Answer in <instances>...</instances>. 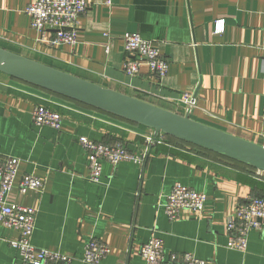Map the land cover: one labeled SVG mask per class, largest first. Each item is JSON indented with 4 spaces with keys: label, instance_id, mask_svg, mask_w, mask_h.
Returning <instances> with one entry per match:
<instances>
[{
    "label": "crops",
    "instance_id": "obj_1",
    "mask_svg": "<svg viewBox=\"0 0 264 264\" xmlns=\"http://www.w3.org/2000/svg\"><path fill=\"white\" fill-rule=\"evenodd\" d=\"M35 1L0 0V47L171 111L191 110L199 122L264 145V0H87L76 45H52L53 32L42 40L25 12ZM128 32L161 50L166 77L160 80L147 64L137 75L124 72ZM184 92L196 93V107L181 102ZM39 104L61 112L60 130L34 124ZM151 134L0 72V157L21 160L18 180L34 174L44 182L40 191L15 186L8 196L38 209L36 246L87 264L84 248L95 237L111 248L101 264H145L141 248L156 230L167 257L192 253L209 264H264V228L252 230L248 251L240 252L227 247L226 226L249 196H264V171L166 137L156 142L155 134L148 142ZM82 136L138 154L147 150L146 161L104 162L102 181L91 182ZM177 181L207 194L203 214L167 217L164 203ZM17 238V230L0 228V264H20L9 244Z\"/></svg>",
    "mask_w": 264,
    "mask_h": 264
},
{
    "label": "built area",
    "instance_id": "obj_2",
    "mask_svg": "<svg viewBox=\"0 0 264 264\" xmlns=\"http://www.w3.org/2000/svg\"><path fill=\"white\" fill-rule=\"evenodd\" d=\"M110 2L111 0H107L108 4ZM88 6L87 0H37L28 4L25 12L30 17L31 28L41 33L42 40H47V32H53V37L47 40L52 45H76L79 41L80 17ZM216 25V31L222 32L224 20H218ZM123 40L128 54L123 68L127 75L139 74L141 66L147 64L151 73L160 80L167 76L169 62L151 41L136 32L126 33ZM181 102L189 108L196 107L198 104L196 93L184 92ZM32 114L33 122L37 126H50L56 130L62 127L61 112L51 106L39 104ZM151 133L147 138L148 142L155 140L152 130ZM164 138L165 135H160L156 137V142H163ZM79 141L89 159L88 178L94 183L102 181L104 162L114 166L123 161L143 165L148 153L145 150L142 154H138L130 151L122 143L112 145L87 136H82ZM20 161L15 156L0 157V228L17 230L18 238L10 240L9 244L18 251L20 264H72L73 256L59 250L39 247L33 243L38 216L36 207L8 201V196L15 186L23 193L27 190L40 191L44 185L42 178L34 174L18 180ZM207 199V194L177 181L164 203V212L170 220H176L183 210H191L201 215L205 210ZM226 226L227 247L247 252L251 231L264 228V196H249L247 201L238 205L234 214L227 218ZM110 252L111 248L108 244L93 237L84 248L82 261L87 264H101ZM140 254L145 264H209L207 260L192 253H184L181 256L170 253L167 257L164 239L156 230H153L149 240L143 244Z\"/></svg>",
    "mask_w": 264,
    "mask_h": 264
},
{
    "label": "water",
    "instance_id": "obj_3",
    "mask_svg": "<svg viewBox=\"0 0 264 264\" xmlns=\"http://www.w3.org/2000/svg\"><path fill=\"white\" fill-rule=\"evenodd\" d=\"M0 72L264 171V145L0 47Z\"/></svg>",
    "mask_w": 264,
    "mask_h": 264
},
{
    "label": "trees",
    "instance_id": "obj_4",
    "mask_svg": "<svg viewBox=\"0 0 264 264\" xmlns=\"http://www.w3.org/2000/svg\"><path fill=\"white\" fill-rule=\"evenodd\" d=\"M51 93H52V92H51ZM56 95H57V94H56ZM58 96H60V95H58ZM61 97H63V96H61ZM63 98H66V97H63ZM66 99H69V98H66ZM69 100H72V99H69ZM72 101H75V100H72ZM75 102H78V101H75ZM78 103L83 104V103H81V102H78ZM84 105H86V104H84ZM87 106H88V105H87ZM165 137H166L167 139L171 140L172 142H173V141H176V142H179V143H182V144H185V145L191 146V147H193V148H195V149H199V150L204 151V152H211V151H208V150H205V149H202V148L196 147V146H194V145L188 144V143H186V142H184V141L178 140V139H176V138H174V137H171V136H167V135H165ZM211 153H213V152H211ZM214 154H216V153H214ZM217 155H218V154H217ZM219 156H221V155H219ZM221 157H223V156H221ZM224 158H225V157H224ZM233 161H234V160H233ZM235 162H237V161H235ZM249 167H250V166H249ZM250 168H252V167H250ZM252 169L257 170V169H255V168H252Z\"/></svg>",
    "mask_w": 264,
    "mask_h": 264
},
{
    "label": "rangeland",
    "instance_id": "obj_5",
    "mask_svg": "<svg viewBox=\"0 0 264 264\" xmlns=\"http://www.w3.org/2000/svg\"><path fill=\"white\" fill-rule=\"evenodd\" d=\"M165 139V138H164ZM167 139V138H166ZM174 142V141H173Z\"/></svg>",
    "mask_w": 264,
    "mask_h": 264
}]
</instances>
